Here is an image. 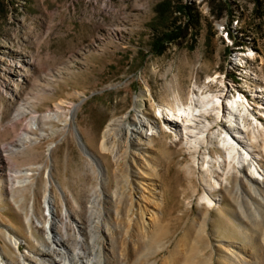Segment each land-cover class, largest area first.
<instances>
[{
	"label": "rangeland",
	"instance_id": "1",
	"mask_svg": "<svg viewBox=\"0 0 264 264\" xmlns=\"http://www.w3.org/2000/svg\"><path fill=\"white\" fill-rule=\"evenodd\" d=\"M14 1L15 9L0 17L2 263L18 264L20 256H32L47 245L44 197L50 191L57 231L64 235L68 224L69 240L75 225L86 231L88 240V207L98 197L95 219L101 223L100 230L107 225L113 234L112 255L104 241L93 239L94 248L96 242L103 244L98 252L101 264H161L182 239L185 246L179 247L183 255L178 264H195L197 229L202 225L209 237L206 255L212 252L215 261L216 254L226 252L223 245L243 243L242 222L249 227L257 264H264V204L254 202L259 215L242 219L235 191L240 183L248 193L257 187L264 194V187L246 180L236 165L229 170L224 164L222 169L228 173L224 175L219 163L225 154L216 143L204 148L203 154L218 161L214 170L221 184L217 194L223 201L220 211L198 204L201 189L193 155L159 119V109L177 111L179 101L190 105L201 92L217 95L220 91L242 101L253 116L247 118L249 129L257 135L253 157L264 172V16L254 17L253 0H183L198 13L197 33L194 39L187 34L169 43L160 54L149 49V42L170 26L153 20L159 0ZM57 105L59 120L45 118L57 111ZM138 117L155 128L150 130L148 125L143 133L154 135L153 149L161 154L156 181L163 204L150 236L132 229L121 232L129 208L125 189L116 187L112 156L100 149L109 122L123 119L132 124ZM74 130L107 170V184L101 189L99 167L82 153ZM24 136L30 142L20 146ZM26 180V185L18 184ZM116 188L120 196L109 199ZM251 209L245 208L246 216ZM7 233L19 238L18 251L7 242ZM125 242L134 251L122 258ZM207 263L205 257L202 264Z\"/></svg>",
	"mask_w": 264,
	"mask_h": 264
},
{
	"label": "bare ground",
	"instance_id": "2",
	"mask_svg": "<svg viewBox=\"0 0 264 264\" xmlns=\"http://www.w3.org/2000/svg\"><path fill=\"white\" fill-rule=\"evenodd\" d=\"M177 108V111H173L168 107L163 110L159 109V119L164 122V128L167 130V133L173 135L176 141L180 142L193 155L194 168L198 171L196 180L201 189L198 204L204 205L209 210L220 211V204L223 201V197L217 194L218 190L221 189V184L216 179V171L214 170L218 161L213 160L211 156H205L203 154L204 148L214 146L216 143H218V148L225 154L224 159L220 157L221 162L219 163H223V165L221 164L219 166V170L224 175H228L222 169L224 164H228L229 170H232L236 165L244 173L246 180L259 187H264V172L259 170V165L253 157V147L257 143V135L254 128L250 130V125L248 126L247 124V118L253 116L244 107L242 101L231 100L220 91L217 95L211 92H201L199 95L195 94L190 105L179 101ZM60 109V106L57 105V111L48 113L45 118L58 121ZM211 116L213 120L210 123L209 118ZM254 120L257 123V119ZM224 121L228 125H224ZM33 125L36 124L34 123ZM146 126L150 130L155 129L149 121H144L139 117L132 124L125 122L123 119L112 120L106 126L100 142L101 151L112 156L114 164V176L112 177H114L113 180L115 181L116 187L121 185L122 188L120 189H125L124 195L129 208L122 222L121 232L123 234L128 229H132L133 233L138 235H149L154 224L159 221V210L163 204V192L158 190L159 184L157 185L156 181L158 179L157 177H159L157 167L158 162L161 160V154H156L153 149L154 135L143 133V129ZM215 127L219 128V131L216 133L213 131ZM161 132L162 130L159 127L156 133L159 136ZM248 134L250 137H248ZM27 142L30 141L25 136L19 141L20 146H23ZM122 144H125L124 148ZM91 160L96 161L99 167V189H101L108 179L107 170L94 156ZM246 170H250V173L245 174ZM29 174L28 172L22 173L24 176H28ZM27 183L28 181L26 180L18 184L24 186ZM235 191L237 194L239 216L246 220H250V217L254 214L258 216V210L253 207V204L255 202L259 205V201L264 204V194L261 189L252 187L248 193L240 183L236 186ZM118 195L120 196L118 194V188H116V191L109 194L108 197L109 199H115ZM252 196L256 197V200ZM97 198V196L93 197L88 207V222L90 226L87 232L89 234L87 241L91 243L89 246L83 234L86 231L79 229L76 225L71 228L73 231L71 240L68 239V236H71L68 233V224L64 225V235H61L57 231L56 225L58 224V220L53 213L55 212L52 203L53 197L50 191H48L44 197V205L48 213L47 217L45 216L47 245L42 246L38 250V253H34L32 256H20V262L18 264H101L100 260H98V252L103 244L96 242L98 247L94 248L92 244L95 238L104 241V246L112 255L113 252L112 250L110 251L112 249L111 240L113 239V237L111 239L113 235L110 231L111 229L105 225L100 230L99 226L101 223H99L98 217L95 219L98 209ZM248 205L252 207L250 216H246L245 212V208ZM30 223L31 221L28 217L26 224L29 234H31ZM202 226L204 227L205 225ZM203 227L197 229V249L195 250L196 256L193 257L195 264H202L205 261V257L208 260L207 264H257V257L254 252L256 250L252 248L247 224L242 222L240 226V232L244 238L243 243L240 245L228 243L223 245L226 248V252L224 254L217 252L215 261L211 258L212 252L208 253V256L206 255V242L209 240V237L204 232ZM6 240L15 251L19 250L18 237L7 233ZM181 245H184V239L164 257L165 259H163L161 264H178L180 255L182 254L179 248ZM133 248L129 244L125 248L123 247L122 252L119 251L121 252L122 258L125 255L126 257L131 256L134 251ZM95 252H97V255H95L97 257L96 261L93 260ZM3 254L4 251L0 248V264H3Z\"/></svg>",
	"mask_w": 264,
	"mask_h": 264
},
{
	"label": "trees",
	"instance_id": "3",
	"mask_svg": "<svg viewBox=\"0 0 264 264\" xmlns=\"http://www.w3.org/2000/svg\"><path fill=\"white\" fill-rule=\"evenodd\" d=\"M10 8L15 9L14 0H0V17H4ZM153 10L154 21H158L161 25L168 22L170 26L149 42L151 53L160 54L166 45L176 42L187 34L194 39L199 28V16L192 3L183 0H159ZM252 11L255 18L264 16V0H253ZM234 46L241 44L236 43Z\"/></svg>",
	"mask_w": 264,
	"mask_h": 264
},
{
	"label": "water",
	"instance_id": "4",
	"mask_svg": "<svg viewBox=\"0 0 264 264\" xmlns=\"http://www.w3.org/2000/svg\"><path fill=\"white\" fill-rule=\"evenodd\" d=\"M75 133V137H76V141H77V145L80 148V150L82 151V153H84L86 156H88L89 158H93V155L88 151V149L84 146V144L82 143V141L80 140L77 132L74 130Z\"/></svg>",
	"mask_w": 264,
	"mask_h": 264
}]
</instances>
